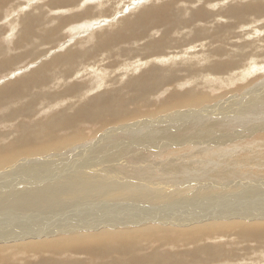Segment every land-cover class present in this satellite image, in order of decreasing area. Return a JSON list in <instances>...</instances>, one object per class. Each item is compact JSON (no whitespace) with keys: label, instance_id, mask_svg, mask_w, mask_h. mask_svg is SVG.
<instances>
[{"label":"rangeland","instance_id":"rangeland-1","mask_svg":"<svg viewBox=\"0 0 264 264\" xmlns=\"http://www.w3.org/2000/svg\"><path fill=\"white\" fill-rule=\"evenodd\" d=\"M8 1L9 0H5L4 2L3 0H0V48L1 50H5L0 52V90L3 88L5 89V87H11L12 90H15L20 82H26L28 86L23 89V97L21 96L19 99H15L16 101L5 100L0 102V146L4 145L12 147V145H17L30 138L36 143L41 144L45 142L47 136H52V134L57 135L59 132V136L68 138V136L72 135L71 129L65 126L64 129L62 124L61 126L58 124L65 121L67 116L70 118L75 113L77 115L78 113L81 114L82 112L80 111L84 108L82 105L86 102L88 103V101L94 96H99V94L103 96L117 94V97L115 98L117 100L113 99L115 111L124 116H126L128 112L133 114L129 119L125 118L123 121L122 119L113 121L110 119L111 111L109 109L106 110L105 108V101H99L97 105L94 106L95 110L101 111L100 113H94V110H91L92 105L86 103L88 107L85 109L90 111L91 118H84V120L81 119L83 121H79L80 123L77 125L75 132L79 131L82 135L80 134L75 141L67 143V145L63 146L64 148L61 150L52 149L50 152L48 150V152L36 153V155L25 153L22 156L20 155L16 160L0 167V174L3 175V177L5 176V180L0 177V187H4L0 188V192L1 190H5V193L0 195V201L2 200L0 204L8 201L3 196L5 194H14L21 190H34L38 187L43 188L45 186H49L48 188L63 190L66 186L65 184L69 183L72 188V192L69 196H66L63 192L49 193L51 195H49L48 199L56 200L55 203L46 202L44 204L48 206L49 212L44 211V206L42 205L32 212H26L25 210L23 211L16 208L19 211V214L16 216L20 219L29 215L35 218L40 217L39 219L41 220L43 218H48V221L50 220V216H54V221L60 220L58 218L61 216V218L66 220V215L69 212L75 213L77 210L78 212L76 211L75 214L78 215L71 217L76 219L81 218L82 220L89 218L88 220H90L91 217L93 219L101 217V215L108 216L112 214L113 210L110 208V205L112 204L111 206H114L113 204H118L123 212H127L128 209L131 210L128 211L129 214H134V212L140 211L142 217L146 216L148 218L155 216L150 214L169 213L166 210L161 211L163 205L175 204V201H177L178 207H181L190 201L204 199L205 195L210 196L206 199H213V202H215V206L206 205V208L210 209L207 210L209 213H215L216 211L214 212L213 210H218L219 207H228V205H225V201L230 203L234 200L237 201L235 206H237L238 203H251L249 210L251 208L262 206L263 210L261 208V212H255L252 209L250 210V213H253V216L260 215L264 212V187L263 185H257L259 180H264V119L262 118L263 116L260 117L261 119L255 118V120L253 118L259 116V113L258 115H250V113L248 114L245 112L244 118H241L242 114H240L241 116H234V114L244 109L242 103L243 100L250 104L251 99L256 102V100H261L262 97L264 98V83H262L264 82V13H260L256 9L252 10L246 8L247 6L252 5L264 6V0H190L189 3H184L183 0H109L108 2L105 0L104 6H102V0V3L100 0H79L78 3H75L77 5L74 4L75 6L73 4H64L61 0H55L58 2V5L53 0ZM3 6L6 8L4 9ZM7 6L10 12L7 11ZM148 6H150V8L156 7L159 10L160 7L167 6L168 11L173 13V18H171L172 21L169 22V16L167 15V18L163 22L157 23L156 20V22H152L146 30L141 31L143 33L140 32L142 37H135L136 34L133 36L134 32L129 31L132 33L130 35L125 29L127 21L139 17L144 9H149ZM236 6H241L239 7L241 12V16L239 17L243 16V18L247 20V23H244L246 21L238 22L239 20H237L232 14H224V11H228L230 10L229 8H234ZM200 12L202 14H200ZM30 15H32V17L34 16V18L32 19ZM28 16L31 19L29 20L30 22L27 20L29 23L28 26H31L32 29L29 30L31 33L29 31L25 32L23 26H20L22 20H25L22 22V25H24L23 23L26 22V17L29 19ZM195 17L197 18L195 19ZM182 19H187V22L182 23ZM30 23H32V25ZM69 24L71 27H75L77 24L80 26H77L79 28H71L67 26ZM82 25H84V27L81 28ZM169 25L171 28H168ZM233 25H236L237 28L231 30L234 32L232 34H230L228 30L223 31L218 27L224 26L225 28H228ZM199 27H203L204 29V33L200 37V39H203L195 40L194 35ZM167 29H170V31L164 34ZM138 31L139 29L136 30V33H138ZM123 32L126 36L128 35L127 37L125 36V38L129 40H117L116 37ZM163 36L165 37L163 38ZM155 41L157 44L161 41L166 43L164 45L166 47L163 48V51L158 46L149 48V45ZM205 41L207 48L203 47ZM112 42H114V44H112ZM147 43H149V45ZM189 44L198 45L197 48L193 49L188 46ZM168 47H171V49ZM214 48L218 49L212 52ZM185 50H192V52L190 51L189 53H186ZM65 51H67V53ZM255 51L257 52L255 53ZM75 52L82 53V56L74 61L71 57H73V53ZM166 52L169 55H167ZM1 54H4L5 56ZM65 55H67L68 58L65 59ZM205 55H208L207 60ZM186 57L192 61L186 60ZM167 58L169 62L166 61ZM175 58H177L176 62L173 61ZM53 59L56 60L53 61ZM48 61H50V64L47 63ZM186 61H188L189 64L192 62V70L188 72L181 67L182 65H185ZM174 62L176 64L175 66ZM209 63H212L216 67L213 68V70L209 69ZM195 66L197 69H195ZM67 68L68 72L64 73L63 71ZM145 70L148 71L147 75L151 76L153 73L157 80L151 82V79H149L148 87L145 89L146 93L149 94L146 99H138L136 97V95H138L137 92L133 88H130L129 82L133 77H139ZM41 74H43L42 76H45L42 77ZM78 74L79 76H77ZM235 78L241 79L236 80ZM37 79H39L40 82H37ZM32 80L35 81L32 82ZM160 80L162 82L158 83ZM257 87L259 88L257 89ZM253 88L257 89L255 93L252 92ZM3 93L6 92H0V98ZM177 95L181 96L180 100H189L187 104L173 107V110L169 112H159L162 111L166 105H172L173 102H166H169L173 96ZM199 98H203V100L199 101ZM237 98L238 102H235ZM233 106L235 108H233ZM237 106L238 108H236ZM205 108L208 110L215 109L213 112L214 115H212L211 112H205L206 110L204 112L201 110ZM18 111L19 113H17ZM25 111H27V113ZM189 111L196 112L191 114L190 118L197 117V120H203V117L209 118L210 120L225 118L227 121L228 119L230 120V118L233 120L237 118L236 120H238V122L226 125L224 126L225 131H220L221 133L219 134L223 133V135L228 136L222 141V143H218L220 138L216 140L217 143L212 142L214 141V138H217L212 135L211 140H207L201 144L196 143L195 145L190 143L188 140L189 138H185V140H182L183 142L181 141L185 136L188 137L192 134H184L185 128L179 129L178 123H176L179 122L180 125L189 118L187 116L190 114ZM177 113L178 115H175ZM55 119H57V121H55ZM99 120L103 121V123H100ZM44 122L45 124L43 125ZM202 122L207 124L205 120ZM51 123L53 125H51ZM22 127H25L24 130H22ZM51 127L54 130H57V128L59 129L58 131H54L51 130ZM32 128H34V131ZM29 129H32V133ZM131 129L138 131L137 133L140 135L137 134L135 136H130L129 132ZM211 129H213L212 133H215L216 127L211 126ZM198 130L199 127L194 129L196 132H198ZM150 131H153V133H150ZM171 134H177L179 137H168ZM138 135L140 138L139 140L135 139ZM28 136L31 137L29 138ZM38 137H41V140ZM205 137V139H199L204 141L210 138L209 135H205ZM168 139L171 141L167 143ZM206 146L208 147V150L206 149ZM119 148H121V150ZM0 150V152L7 151L5 149ZM146 153H149V157L143 156ZM116 154H119V156L117 157ZM106 155L107 160H109L108 162H105L104 157H106ZM243 157L248 160L241 165ZM141 158H143L142 161ZM235 159L236 161L238 160V172L241 171L242 174L245 173L246 175L244 178H240L242 177L241 175H233L226 180L227 183L226 181H220V176H216L217 179L209 178L207 174H209L211 169L209 171L203 169L206 168L205 166L211 167V165H213L214 167L216 166L214 164H218L219 166L217 165V167L213 169L214 172L224 163L234 161ZM206 161H209V164H207ZM249 161L251 163H248ZM177 162L179 164L186 163L193 165L192 167H196L198 164L202 165V167L196 168H200L202 171L201 173H206L204 176L201 173H196L195 175H198L197 178H190L189 181L183 179L185 176H172L173 174H169L168 177L172 181H167L165 179L161 180L160 175H162V173L158 169H161L162 166L165 167L169 165L170 169H173L177 167ZM14 165L21 168V170L23 168L24 170L29 169V172L31 173L24 177H21L20 175L17 176L15 171L4 174L6 171H9L12 166L15 167ZM102 166H109V168L102 170ZM234 166L236 167V165ZM4 168L6 170H2ZM35 169H37L35 173L46 175L48 178H43L45 179L43 180L40 178V175H31ZM59 170L63 172L60 171V173ZM81 171L83 174L80 173ZM106 171H108L109 174L107 177H104L105 179L103 178L105 181L102 183V172ZM141 171L143 172L141 173ZM248 171H250L251 174L247 173ZM22 173L24 174V172ZM129 173L131 175H129ZM146 173H148L150 177L143 175ZM223 173L224 171L219 175H222ZM57 177L58 179L56 180ZM75 179H85L91 183L101 181V183L105 185V188L103 189L102 194H96L93 190H90V192L82 191L80 188L72 185L71 181ZM176 179L178 181H176ZM79 181L85 182L84 180ZM136 184L140 186L137 187ZM248 185L253 187H247ZM62 186L63 189L61 188ZM89 187L90 186L87 185V188ZM244 187L247 188L246 191L242 192V195H237V193L242 191ZM256 189H258V192L251 194L255 192ZM207 190L208 192H206ZM84 194H87L88 196H85ZM222 196L223 199L226 200H223ZM179 197H183V199L179 200ZM174 199L175 201H173ZM8 207L9 206H6L3 207L2 210L0 209V213H3ZM78 207L80 208L78 209ZM189 207L190 208H187L184 211L188 213H191L192 209L194 211L195 206ZM244 208L246 209L247 207L244 206ZM10 209L11 208L8 210ZM98 209L100 211L99 213ZM63 210H67V212ZM147 210H150V214L145 213ZM35 212L36 215H34ZM218 212L221 211L218 210ZM242 215L243 214L236 216L230 215L229 217V215L226 214L228 217L223 220L213 217L211 220L205 221L209 223H207V226L200 227V229L198 228L199 231L194 227L188 230L185 229L186 234L184 230L181 231V228L188 227L165 223L162 219L157 223H153L148 222L149 220L145 219L146 222L140 218V220L143 221L141 223H136L137 225H134L135 220L132 219L125 222L127 224H119L120 221L115 220V223L113 224L114 227H112L120 232L124 230L134 232L149 230L148 232H145L146 234L143 233L146 235L145 237L144 235L139 236L140 238L138 237L139 239L137 238L136 241H134L132 244L134 247L131 246L133 252L125 250L121 251L122 255L120 261H125L128 264H161L160 258L168 254V256L175 258V261H177L175 264H208L211 260L213 261L211 264H219L220 262V264H264V230L259 231V227H254L251 233L250 227H248L249 224L247 225L246 222H253V220H257L258 217H254L253 219ZM179 223L185 225L190 222L187 220H180ZM199 223L191 221V224ZM238 224L242 228H240ZM5 225L9 224L5 223ZM88 225H90V223ZM132 225L135 227H132ZM226 225H229L226 228L227 231L225 229ZM216 227L222 229V232ZM128 228L132 229L130 230ZM214 229H216V231ZM77 231L85 232L83 229H78ZM194 231H196L195 233L197 236ZM200 231H204L203 234ZM55 232H52L51 234H54ZM166 232L167 234H164ZM242 232H247L249 235L246 236L247 233L244 235ZM187 233L188 235H191L186 236ZM238 233L243 236L240 237L241 235ZM57 234L64 236L61 234V231ZM119 234L120 233H117V235ZM170 234L171 236H168ZM182 236L183 238L180 239L179 237ZM217 236H223V238L219 237L221 239L219 240ZM173 237H175V241L173 240ZM224 237H230L232 242L228 239L225 240ZM177 238L180 239L181 242L180 240L178 241ZM248 238H250V240ZM215 239H218L220 242L218 240L215 241ZM243 240H245V242ZM246 240L248 241L247 246ZM221 241L224 243L227 242L228 245L225 243L224 248V243ZM217 242L221 243L222 246L221 244H217ZM173 243L179 245L177 246ZM180 243L182 244L180 245ZM229 244L233 245V247ZM190 245L193 246L190 247ZM51 246L56 247L54 244ZM155 248L156 250H154ZM50 250V252H45L44 254L41 252L43 255H41V253L29 255L27 252L21 254L12 252L14 257L12 263H10L12 259L4 260V252H0V264H36L37 262V264H48L47 262H49V264H59L61 262H64V264H81L80 262H82V264H113L115 261V254L108 257H98L90 251H85V249H81L82 251H76L73 248L71 249V247H68L67 251L66 249L62 250V252H58V250L56 251L55 249ZM216 250L217 252H215ZM150 252H157L158 254H152L151 256ZM202 252L205 253V255ZM212 252H214V254ZM228 252H230V254ZM146 253L147 255H145ZM129 256L130 258H128ZM221 256L222 258H220ZM72 258L74 261L70 260ZM135 258L137 260L135 263H129ZM183 258L184 260H182ZM45 259L47 260L44 262ZM232 260L234 263L231 262Z\"/></svg>","mask_w":264,"mask_h":264},{"label":"bare ground","instance_id":"bare-ground-1","mask_svg":"<svg viewBox=\"0 0 264 264\" xmlns=\"http://www.w3.org/2000/svg\"><path fill=\"white\" fill-rule=\"evenodd\" d=\"M4 2H5V0H3ZM7 1V0H6ZM10 1V0H9ZM8 1V2H9ZM53 1H55V0H53ZM56 1H58V0H56ZM55 1V2H56ZM64 4H67V5H74L75 3H78V1L79 0H61ZM86 1V0H85ZM84 1V2H85ZM90 1V0H89ZM92 1V0H91ZM99 1V0H98ZM103 1V5L102 6H104L105 5V0H102ZM109 0H107V2H108ZM144 1V0H143ZM179 1V0H178ZM184 1V3H189L190 2V0H183ZM18 2H19V0H18ZM52 2V1H51ZM100 2H101V0H100ZM140 2V1H139ZM29 3V2H28ZM57 3V5H58V2H56ZM102 3V2H101ZM27 4V3H26ZM100 4V3H99ZM1 5V4H0ZM31 5V4H30ZM51 5V4H50ZM54 5V4H53ZM75 5H77V4H75ZM74 5V6H75ZM143 6H144V4H143ZM2 7V6H1ZM4 7V9L6 8L5 6H3ZM19 7V6H18ZM145 7V6H144ZM147 7V6H146ZM149 7V9H144V11L143 12H139L140 13V15H139V17H137V18H135V19H133V20H129V21H127V23H126V32H128V33H130L129 31H131V32H134L133 33V36H134V34H136L135 35V37H142V35H140L142 32L141 31H144V30H146L147 29V27L149 26V25H151V23L152 22H156V20H157V23H160V22H163L166 18H167V15L169 16V22H171L172 21V19L171 18H173V13H171L170 11H168V7L166 8V7H160V10L158 9V8H156V7H153V8H150V6H148ZM237 7V6H236ZM234 7V8H229L230 10H228V11H224V14H232V15H234L235 16V18L237 19V20H239L238 22H241V21H246V22H244V23H247V20H245L244 18H243V16L242 17H239V16H241V12H240V8L239 7H241V6H239V7ZM247 9H252V10H254V9H256L258 12H260V13H264V6L263 5H260V6H256V5H252V6H247L246 7ZM7 9H8V6H7ZM11 9V8H10ZM14 9V8H13ZM72 9V8H71ZM12 10V9H11ZM69 10H70V8H69ZM68 10V11H69ZM173 10V9H172ZM7 11H9V9L7 10ZM55 11V10H54ZM174 11V10H173ZM10 12V11H9ZM66 12V11H65ZM234 13V14H233ZM10 14V13H9ZM67 14V13H66ZM123 14V13H122ZM200 14H202L201 12H200ZM23 15V14H22ZM31 17H32V15H30ZM77 16H78V14H77ZM29 17V16H28ZM214 17V16H213ZM23 18V17H22ZM21 18V19H22ZM34 18V16L32 17V19ZM35 18H37V17H35ZM197 17H195V19H196ZM18 19V18H17ZM24 19V18H23ZM69 19V18H68ZM77 19V18H76ZM27 20H28V22H30L29 20H31L30 19V17H29V19L26 17V22H27ZM250 20V19H249ZM25 20H22V22H24ZM69 21V20H68ZM111 21V20H110ZM22 22H21V25L20 26H23V28H24V30H25V32H27V31H29L30 29H31V26L29 27L28 25H29V23L27 22V24H26V22L25 23H23L24 25H22ZM37 22V21H36ZM181 22L182 23H185V22H187V19L186 20H184V19H182L181 20ZM248 22H250V21H248ZM18 24V23H17ZM31 25H32V23H30ZM251 24H252V22H251ZM12 25V24H11ZM15 25V24H14ZM76 25V24H75ZM34 26V25H33ZM68 27H71V25L69 24V25H67ZM77 26H80V25H76L75 27H71V28H79V27H77ZM15 27V26H14ZM82 27H84V25H82L81 26V28ZM219 27V29H221V30H223V31H227L228 30V32L230 33V34H232V33H234L233 31H231V30H233L234 28H237L236 27V25H233V26H229L228 28H225L224 26H218ZM33 28V27H32ZM168 28H171L170 27V25L168 26ZM84 29V28H83ZM137 29H139V31H138V33H136V30ZM32 30V29H31ZM72 30H74V29H72ZM124 30V29H123ZM170 31V29H167L165 32H164V34L165 33H168ZM30 33H31V31H29ZM120 32V31H119ZM141 32V33H140ZM24 33V32H23ZM204 33V29H203V27H199L198 28V30H196V34L194 35V39L195 40H199L200 39V37H201V35ZM132 33H130V35H131ZM143 34V33H142ZM47 35H49V34H47ZM156 35V34H155ZM160 35V34H159ZM125 36H126V34L123 32L121 35H118V37H116L117 38V40H122V39H124V40H129V39H126L125 38ZM128 36V35H127ZM126 36V37H127ZM262 36V35H261ZM113 37V36H112ZM158 37V36H157ZM165 36H163V38H164ZM114 38V37H113ZM130 38V37H129ZM131 38H132V36H131ZM261 38V37H260ZM141 39V38H140ZM166 39V38H165ZM168 39H169V37H168ZM203 39V38H202ZM202 39H200V40H202ZM132 40V39H131ZM137 40V39H136ZM161 40V39H160ZM159 40V41H160ZM162 40H164V39H162ZM167 40V39H166ZM108 42V41H107ZM115 42V41H114ZM114 42H112V44H114ZM168 42V41H167ZM209 42V41H208ZM9 43V42H8ZM102 43V42H101ZM148 45H149V43H147ZM166 43L165 42H159V44H157L156 43V41L154 42V43H151L150 45H149V48H152V47H154V46H158V47H160L161 49H162V51H163V48H165L166 46H164ZM62 45V44H61ZM103 45H104V43H103ZM147 45V46H148ZM197 45L198 44H189L188 46H190V48H197ZM257 45V44H256ZM1 46H3V45H1ZM146 46V47H147ZM259 46V45H258ZM257 46V47H258ZM5 47V46H4ZM172 47V46H171ZM171 47L169 48V49H171ZM203 47H205V48H207V45H206V41H205V45L203 46ZM67 48V47H66ZM148 48V47H147ZM146 48V49H147ZM145 49V48H144ZM167 49V48H166ZM169 49H167V50H169ZM218 48H214L213 49V51L212 52H214V51H216ZM165 50V49H164ZM242 50V49H241ZM2 51H5L4 49H2L1 50V48H0V52H2ZM170 51V50H169ZM169 51H167V52H169ZM186 51V53H189L190 51L192 52V50H185ZM36 52H38V51H36ZM66 53H67V51H65ZM165 52V51H164ZM166 52V54L167 55H169L168 53ZM171 52V51H170ZM257 51H255V53H256ZM65 53V54H66ZM259 53V52H258ZM1 55H3V56H5L4 54H1ZM56 55H59V54H56ZM171 55V54H170ZM185 55V54H184ZM66 57H65V59L66 58H68V56L67 55H65ZM82 56V53H80V52H75V53H73V57H71V58H73L74 59V61L75 60H78L80 57ZM243 56H245V55H243ZM1 57V56H0ZM60 57V56H59ZM167 57H169V56H167ZM175 57V56H174ZM177 57V56H176ZM190 57V56H189ZM188 57V58H189ZM205 57H206V60L208 59V55H205ZM3 58V57H2ZM14 58V57H13ZM166 58V57H165ZM164 58V59H165ZM172 58V57H171ZM170 58V59H171ZM173 59V58H172ZM176 59L177 58H175V60H173V61H175L176 62ZM183 59V58H182ZM52 60V59H51ZM54 60H56V59H53V61ZM179 60V59H178ZM185 60V59H184ZM186 60H190V59H187V57H186ZM166 61L167 62H169V60H168V58L166 59ZM188 61H186L185 62V65H182L181 67H182V69L183 70H185V71H190V70H192V65H191V63L189 64L188 63ZM190 61H192V60H190ZM5 62V61H4ZM50 61H48L47 63L48 64H50L49 63ZM165 62V61H164ZM175 62H174V66L176 65L175 64ZM52 63V62H51ZM75 63V62H74ZM74 63H72V64H74ZM71 64V65H72ZM47 65V64H46ZM60 65V64H59ZM68 65V64H67ZM178 65V64H177ZM51 66H53V65H51ZM62 66V65H61ZM64 66V65H63ZM38 67V66H37ZM41 67H42V65H41ZM70 67V66H69ZM68 67V68H69ZM72 67H74V66H72ZM216 66L215 65H213L212 63H209V65H208V68L209 69H211V70H213V68H215ZM43 68V67H42ZM45 68V67H44ZM49 68V67H48ZM52 68V67H51ZM60 68V67H59ZM68 68L67 69H65L63 72L64 73H67L68 72ZM39 69V68H38ZM45 69H47V68H45ZM70 69V68H69ZM179 69V68H178ZM178 69H176V70H178ZM195 69H197L196 68V66H195ZM1 70H3V69H1ZM146 71V70H145ZM144 71V73H141V75L139 76V77H137V78H132V80H130V82H129V85H130V88H133L136 92H137V94L138 95H136V97L138 98V99H142V98H145L146 99V97H147V95L149 94V93H146V88L148 87V81H149V79H151V82H154V80H157V78H156V76L152 73L151 74V76L150 75H147V72L148 71H146L145 72ZM44 72V71H43ZM46 72V71H45ZM79 72V71H78ZM36 73H38V72H36ZM71 73V72H70ZM76 73V72H75ZM190 73V72H189ZM239 73V72H238ZM45 74V73H44ZM43 74H41V76H42ZM191 75V74H190ZM194 75V74H193ZM38 76V75H37ZM40 76V77H41ZM45 76V75H44ZM44 76H42V77H44ZM48 76V75H47ZM77 76H79V74L77 75ZM137 76V75H136ZM28 78V77H27ZM237 78V77H236ZM235 78V79H236ZM34 79H36V78H34ZM241 78H239V79H236V80H240ZM38 81L37 82H40L39 81V79H37ZM43 80V79H42ZM232 80V79H231ZM230 80V81H231ZM234 80V79H233ZM33 81H35V80H32V82ZM44 81V80H43ZM36 82V83H37ZM162 81L160 80V82H158V83H161ZM234 83V82H233ZM262 83H264V82H262ZM28 86V84L26 83V82H20L19 84H18V86L15 88V90H12L11 89V87H5V89L3 88V89H1L0 90V92H6V93H3L2 94V96H1V98H0V102H2V101H5V100H14V101H16L15 99H19L21 96L23 97V94H24V92H23V89L25 88V87H27ZM257 86V85H256ZM260 86V85H259ZM262 87V86H261ZM259 87H257V89H258ZM71 89V88H70ZM76 89V88H75ZM256 88H253L252 89V92L253 93H255L256 92V90H257ZM72 90V89H71ZM251 91V90H250ZM249 91V92H250ZM23 92V93H22ZM251 93V92H250ZM264 93V92H263ZM260 95H262L261 93H259ZM117 94H112V95H109V96H103V95H100L99 94V96H94L90 101H88V105H92L91 106V110H94V113L96 112H98V113H100L101 111L100 110H95L94 109V106H96L97 105V103L99 102V101H105V108H106V110H110L111 111V117H110V119H112L113 121H117V120H120V119H122V121L123 120H125V118H127V119H129L131 116H132V114L133 113H130V112H128L127 113V115L126 116H124L123 114H120V113H118V112H116L115 111V109H114V107H115V104H114V100L113 99H115L117 96H116ZM244 96V95H243ZM263 96H264V94H263ZM237 97V96H236ZM33 98V97H32ZM31 98V99H32ZM104 98V99H103ZM180 98H181V96H179V95H177V96H173L171 99H170V101L169 102H166V103H172L173 102V104H174V106H173V104L172 105H166V107L163 109V108H161V109H163L162 111H159V112H164V111H167V112H169V111H172L173 110V107H176V106H181V105H183V104H187V102L189 101V100H187V99H181L180 100ZM207 98V97H206ZM244 98V97H243ZM31 99H30V101H31ZM103 99V100H102ZM115 100H117V99H115ZM203 100V98H199V101H202ZM235 100V99H234ZM252 100V101H251ZM250 100V104H248L246 101H242V103H243V106H244V109H242V111H240V112H238V113H236V114H234V116L235 115H240V114H242V116H241V118H244V116H245V112L246 113H250V115H258V113H259V116H256V117H253L254 119L256 118H260L261 116H263L262 118L264 119V98L262 97V99L261 100H256V102H254L253 101V99H251ZM8 102V101H7ZM235 102H238V98L235 100ZM11 103V102H10ZM28 103H29V101H28ZM86 103H84L83 105H82V107H84V108H82L81 109V111L80 112H82L81 114L80 113H78V115L75 113L73 116H71L70 118H68L69 116H67V118H66V120L65 121H63V122H61L60 124H58L59 126H61V124H62V126H63V128H64V126L65 127H67V128H70L71 129V133H72V135H70V136H68V138H65L64 136H59V133H57V135H53L52 134V136L50 135L49 137L47 136V139L45 140V142L44 143H36L35 141H33L29 136V140H25L24 142H20L19 144H17V145H12V147H7V146H0V149H5V150H7V151H5V152H0V167H3V166H5L6 164H8V163H10V162H12V161H14V160H16L20 155L22 156L23 154H25V153H28V154H30V155H33V154H35L36 155V153H45V152H48V150H49V152H50V150H54V149H57V150H61V149H63L64 147L63 146H66L67 145V143H69V142H71V141H75L76 139H77V137L81 134L82 135V133H80L79 131H76L75 132V130H76V128H77V125L80 123L79 121H83L84 120V118L85 119H87V118H91V115H90V111L89 110H87V109H85L86 107H88V105L86 104ZM102 106V105H101ZM118 106V105H117ZM121 106V105H120ZM234 106H235V104H234ZM233 106V108H235ZM21 107V106H20ZM126 107H128V106H126ZM241 107V106H240ZM17 108V107H16ZM28 108H30V107H28ZM224 108H227V107H224ZM236 108H238V106L236 107ZM251 108V109H250ZM18 109V108H17ZM27 109V108H26ZM127 109V108H126ZM126 109H125V111H126ZM134 110V109H133ZM201 110H203V112L205 111V112H211V114L212 115H214L213 114V112H214V110L215 109H201ZM200 110V111H201ZM229 110V109H228ZM259 110V111H258ZM79 111V110H78ZM229 111H231V110H229ZM228 111V112H229ZM235 111V110H234ZM23 112V111H22ZM26 113H27V111H25ZM93 112V111H92ZM123 112V111H122ZM138 112H140V111H138ZM190 112V111H189ZM199 112V111H198ZM218 112V111H217ZM222 112V111H221ZM17 113H19V111L17 112ZM21 113V112H20ZM103 113H104V111H103ZM158 113V112H157ZM157 113H154V114H157ZM194 113H196V112H190V114L189 115H187L189 118H187L184 122H182V124H180L179 125V122H176V123H178V128L179 129H182V128H185V131H184V134H189V133H191L192 135H190V136H188V137H184L183 139H181V141L182 140H185V138H189L188 140L190 141V143H193V144H195L196 145V143H198V144H201V143H203V142H205V141H209V140H211V138H212V135L214 136V137H217V138H214L213 140L214 141H212V142H214V143H217V139H219L220 138V140H219V142L218 143H222V141L223 140H225V138L226 137H228L227 135H223V133L222 134H219V133H221V132H223V131H225V128H224V126H226V125H229V124H234V123H236V122H238V120H233L232 118H230V120L228 119V121L224 118V119H217V120H210L209 118H206V117H203V120H205V122L207 123V124H205V123H203L202 121L203 120H197L198 118L197 117H192V118H190L191 117V114H194ZM227 113V112H226ZM232 113H233V111H232ZM231 113V114H232ZM29 114V113H28ZM223 114H224V112H223ZM222 114V115H223ZM139 115V114H138ZM175 115H178V113L177 114H175ZM209 115V114H208ZM88 116H90V117H88ZM129 116V117H128ZM137 116V115H136ZM141 116V115H140ZM233 116V117H234ZM56 117H58V116H56ZM61 117V116H60ZM66 117V116H65ZM174 117V116H173ZM179 117V116H178ZM237 117V116H236ZM52 118V117H51ZM93 118V117H92ZM96 118V117H95ZM94 118V119H95ZM97 118H99V117H97ZM235 118V117H234ZM81 119H83V120H81ZM106 119V118H105ZM176 119V118H175ZM185 119V118H184ZM201 119V118H200ZM232 119V120H231ZM239 119V118H238ZM251 119V118H250ZM255 119V120H256ZM261 119V118H260ZM259 119V120H260ZM64 120V119H63ZM96 120V119H95ZM94 120V121H95ZM101 120V119H100ZM99 120V121H100ZM156 120V119H155ZM189 120V121H188ZM241 120V119H240ZM55 121H57V119H55ZM59 121V120H58ZM61 121V120H60ZM93 121V120H92ZM178 121H180V120H178ZM242 121H243V119H242ZM247 121V120H246ZM105 122V121H104ZM258 122V121H257ZM100 123H103V121H100ZM175 123V124H176ZM42 124V123H41ZM41 124H39V125H41ZM45 124V122L43 123V125ZM105 124H107V123H105ZM174 124V123H173ZM243 124V123H242ZM42 125V126H43ZM51 125H53L52 123H51ZM19 126H21V125H19ZM27 126V125H26ZM25 126V127H26ZM41 126V127H42ZM50 126V125H49ZM211 126H215L216 127V130H217V132H216V130H215V133H212V131H213V129H211ZM240 126V125H239ZM264 126V125H263ZM24 127V128H25ZM44 127V126H43ZM54 128H56L55 126H53ZM196 127H199V130H198V132H196V131H194V129L196 128ZM250 127V126H249ZM24 128L22 127V130H24ZM27 128V127H26ZM31 128V127H30ZM46 128H47V125H46ZM20 129H21V127H20ZM33 129V131H34V128H32ZM32 129L30 130L31 131V133H32ZM58 129L59 128H57V130L56 131H58ZM62 129V128H61ZM65 129V128H64ZM133 129H135V128H133ZM172 129V128H171ZM36 130V129H35ZM39 130V129H38ZM41 130V129H40ZM50 130V129H49ZM51 130H54V129H52V127H51ZM54 130V131H55ZM156 130V129H155ZM251 130V129H250ZM19 131V130H18ZM48 131V130H47ZM149 131V130H148ZM158 131V130H157ZM221 131V132H220ZM20 132V131H19ZM26 132V131H25ZM52 132V131H51ZM51 132H49V133H51ZM138 131H134V130H130V132H129V134H130V136H135V135H137V134H139V133H137ZM160 132V131H159ZM34 133V132H33ZM47 133V132H46ZM53 133V132H52ZM150 133H153V131H150ZM155 133V132H154ZM193 133H194V136H193ZM22 134V133H21ZM27 134V133H26ZM161 134V133H160ZM24 135V134H23ZM35 135H37V134H35ZM140 135V134H139ZM139 135L135 138V139H137V140H139L140 138H139ZM155 135V134H154ZM205 135H209L210 136V138L209 139H206V140H204V141H202L201 139H205L206 137H205ZM21 136V135H20ZM40 136V135H39ZM42 136V135H41ZM170 136H173V137H177L178 135L177 134H171V135H169L168 137H170ZM19 137V136H18ZM140 137H142V136H140ZM167 137V136H166ZM179 137V136H178ZM38 138H40V140H41V137H38ZM157 138V137H156ZM160 138V137H159ZM199 138H201V139H199ZM235 138V137H234ZM24 139H26V138H24ZM176 139V138H175ZM134 140V139H133ZM147 140V139H146ZM158 140H160V139H158ZM169 141H171L170 139H168V141H167V143L169 142ZM41 142V141H40ZM102 142V141H101ZM146 142V141H145ZM183 142V141H182ZM182 142H181V144H182ZM186 142H188V141H186ZM200 142V143H199ZM17 143V142H16ZM31 143V144H30ZM105 143V142H104ZM103 143V144H104ZM102 144V143H101ZM96 147V146H95ZM147 148V147H146ZM208 147L206 146V149H207ZM74 149V148H73ZM72 149V150H73ZM89 149H91V148H89ZM120 150H121V148H119ZM118 149V150H119ZM159 149V148H158ZM237 149V148H236ZM201 150V149H200ZM203 150V149H202ZM208 150V149H207ZM234 150V149H233ZM1 151V150H0ZM91 151V150H90ZM176 151H179V150H176ZM197 151H199V150H197ZM196 151V152H197ZM205 151V150H204ZM224 151V150H223ZM75 152H76V150H75ZM118 152V151H117ZM234 152H236V151H234ZM151 153V152H150ZM198 153V152H197ZM207 153H209V152H207ZM27 154V155H28ZM51 154V153H50ZM153 154V153H152ZM213 154H216V153H213ZM220 154V153H219ZM123 155V154H122ZM140 155V154H139ZM156 155V154H155ZM210 155H211V152H210ZM110 156V155H109ZM116 156L118 157L119 156V154H116ZM143 156H148L149 157V153H146V154H144ZM81 157V156H80ZM100 157V156H99ZM116 157V158H117ZM220 157V156H219ZM221 157H223V156H221ZM96 158V157H95ZM102 158V157H101ZM105 158V162H108L109 160H107V155H106V157H104ZM193 158V157H192ZM191 158V159H192ZM97 159V158H96ZM148 159V158H147ZM173 159V158H172ZM234 159V158H233ZM143 160V158H141V161ZM219 160V159H218ZM246 160H248V159H246L245 157H243V161H242V164L241 165H243L245 162H246ZM80 161V160H79ZM146 161V160H145ZM228 161V160H227ZM238 161V160H237ZM237 161H236V159L234 160V161H231V162H227V163H224L223 164V162H222V164L223 165H221V167H219V168H217L214 172H213V169H215L216 167H217V165L218 164H214V165H216V166H214L213 167V165H211V167H207V166H205L206 168H203L204 170L205 169H207V171H209L210 169H211V171H209V174H207L208 175V177L209 178H212V179H217L216 178V176H220L219 177V180L220 181H226L229 177H232L233 175H235V176H239V175H241L242 177H240V178H244L246 175H245V173H243L242 174V172L241 171H239L238 172V170H239V168H238V164H237ZM27 162V161H26ZM84 162V161H83ZM168 162H170V161H168ZM167 162V163H168ZM175 162V161H174ZM186 162H189V161H186ZM209 161H206V163L207 164H209L208 163ZM171 163V162H170ZM178 163V162H177ZM197 163V162H196ZM215 163H217V162H215ZM248 163H251L250 161L248 162ZM76 164V163H75ZM172 164V163H171ZM192 164V163H191ZM201 164V163H200ZM16 165H19V164H16ZM71 165V164H70ZM92 165H94V164H92ZM100 165V164H99ZM137 165V164H136ZM175 165V164H174ZM234 165H236V167L234 166ZM15 166V165H14ZM26 166V165H25ZM27 166H29V165H27ZM88 166V165H87ZM98 166V165H97ZM165 166V165H164ZM170 166V165H169ZM169 166H165V167H161V169H158L161 173H162V175H160V179L161 180H167V181H172L170 178H168L169 177V174H173L172 176H185L183 179L184 180H187V181H189V179L190 178H197V176L198 175H195L196 173H201L202 171L200 170V168H196V167H202V165H197L196 167H192L193 165H189V164H186V163H181V164H179L178 163V165H177V167H175V168H173V169H170V167ZM219 166V165H218ZM114 167V166H113ZM234 167H235V171H234ZM10 168V167H9ZM74 168V167H73ZM83 168H86V167H83ZM109 168V166L108 167H105V166H102L101 167V169L102 170H106V169H108ZM115 168V167H114ZM146 168V167H145ZM221 168V169H220ZM80 169V168H79ZM116 169V168H115ZM148 169V168H147ZM202 169V170H203ZM2 170H6L5 168L4 169H2ZM37 169H35L33 172H32V174L31 175H40V178L41 179H43V178H48L46 175H41V174H37V173H35V171H36ZM56 170V169H55ZM81 170V169H80ZM111 170V169H110ZM109 170V171H110ZM131 170V169H130ZM144 170V169H143ZM165 170V171H164ZM222 171H224V173L222 174V175H219V174H221V172ZM16 172V175L17 176H21V177H24V176H27V175H29L31 172H29V169H26V170H24V168L21 170V168H18V167H11V169H9V171H6V173H4V174H7L8 172L9 173H11V172ZM58 171V170H57ZM61 170H59V172H60ZM93 171V170H92ZM95 171V170H94ZM113 171V170H112ZM251 171H252V169H251ZM4 172V171H3ZM22 172H24V174L22 173ZM58 172V173H59ZM61 172H63V171H61ZM60 172V173H61ZM73 172V171H72ZM76 172V171H75ZM98 172V171H97ZM136 172V171H135ZM143 171H141V173H142ZM151 172H152V170H151ZM204 172V171H203ZM231 172V173H230ZM20 173H22V174H20ZM69 173H70V171H69ZM81 174H83L82 173V171L80 172ZM138 173V172H137ZM206 173V172H205ZM205 173H201L203 176H204V174ZM247 173H249V174H251L250 173V171H248ZM63 174V173H62ZM79 174V173H78ZM95 174V173H94ZM101 174V173H100ZM108 171H106V172H102V177H101V181H102V183L105 181V180H103V178L106 176H108ZM133 174V173H132ZM55 175V174H54ZM61 175V174H60ZM93 175V174H92ZM129 175H131L130 173H129ZM144 176H149L150 177V175L148 174V173H146V174H143ZM84 176H85V174H84ZM94 176V175H93ZM98 176V175H97ZM0 177H1V179H3V180H5V176L3 177V175H1L0 174ZM31 177V176H30ZM53 177H55V176H53ZM52 177V178H53ZM60 177V176H59ZM91 177V176H90ZM138 177V176H137ZM37 178V177H36ZM100 178V177H99ZM224 178V179H223ZM28 179V178H27ZM32 179V178H31ZM40 179V180H41ZM58 179V177L56 178V180ZM90 179V178H89ZM105 179V178H104ZM43 180H45V179H43ZM49 180V179H48ZM79 180H84L85 182H83V181H79ZM88 180V179H87ZM20 181V180H19ZM33 181V180H32ZM101 181H98L97 183H91V182H89V181H86L85 179H75V180H73V181H71V183H72V185L73 186H75V187H77V188H80L82 191H88V192H90V190H93L96 194H102V191H103V189L105 188L104 186V184H102L101 183ZM158 181V180H157ZM176 181H178L177 179H176ZM262 180H259L258 182H257V185H263V187H264V180L261 182ZM21 182V181H20ZM44 182V181H43ZM161 182V181H160ZM227 182V181H226ZM237 182H238V180H237ZM228 183V182H227ZM55 184V183H54ZM214 184V183H213ZM10 185V184H9ZM27 185H28V183H27ZM30 185V184H29ZM32 185V184H31ZM56 185V184H55ZM62 185V184H61ZM66 186H65V188L63 189V186L61 187L63 190H57V189H53V188H48V187H46L45 185V187H43V188H36V189H34V190H21L20 192H18V193H14V194H5V195H3L4 196V198L6 199V200H8V201H5V202H3V204H0V209L2 210V208L3 207H6V206H9L5 211H3V213H0V252H4L3 253V259L4 260H8V259H12V261L10 262V263H12L13 262V255H12V252H15V253H19V254H21V253H24V252H27V254H29V255H35V254H40L41 252L44 254L45 252L46 253H48V252H50L51 250L50 249H55L56 251L58 250V252L59 251H61L62 252V250H65L66 249V251H67V248L68 247H71V249L73 248L74 250H76V251H82L81 249H85V251H90L91 253H94L95 255H97L98 257H100V256H105V257H108V256H110V255H112V254H115V257H114V259H115V261H114V263L113 264H128L127 262H121L120 261V259H121V255H122V250H125V251H128V252H133V248H131V246H132V244L134 243V241H136V239L139 237V236H143L144 235V237L146 236L145 234V232H148L149 230H144V231H140V232H134V231H117L116 229H113V224L115 223V220H117V221H120L119 222V224H121V223H125V222H128L130 219H132V220H135V222H134V225H137L136 223H141L143 220L144 221H146V220H149L148 222H153V223H157V222H159V220L160 219H162L163 221H165V223H169V224H178L179 226H184V227H188V228H181L182 230L181 231H185V229L186 230H188V229H191L192 227H194V228H196L197 230H198V228L200 229V227H203V226H207V223H209V222H205V221H207V220H211L213 217H217L218 219H224V218H226V217H228V216H226V214H228L229 215V217H230V215H241V214H243V215H245L247 218H253L254 219V217H258L257 218V220H253V222H246V224L248 225V227H250V231H251V233H252V231H253V228L254 227H259V231H263L264 230V224H263V222H264V212H262V214H258V215H256V216H253V213H250V210L252 209L253 211H255V212H261V208H262V210H263V207L262 206H260V207H256V208H251L250 210H249V206L251 205V203H238V205L237 206H235V204H237V201H232V202H230V203H227V201H225L226 202V204L225 205H228V207H219V211H221V212H218V210L217 209H215V210H213L215 213H209V212H207V210H210L209 208L207 209L206 208V205H214L215 206V202H213V199L212 200H209V198L208 199H206L207 197H210V196H206L205 195V197H204V199L202 198V199H196L195 201H190V202H188V203H186L185 205H183V206H181V207H178V204H177V201H175V199L173 200V201H175L176 203L175 204H166V205H163V207H162V209H161V211H168L169 213H161V214H150V210H147L145 213H148V214H150V215H155V216H151V217H142V215H141V213H140V211L139 212H134V214H129L128 213V211H131L130 209H128V211L127 212H123L122 210H121V207L117 204H113L114 206H111L110 205V208L113 210V213L112 214H110V215H108V216H102L101 215V217H96V218H93L92 219V217H91V219L90 220H88L89 218H87V219H81V218H79V219H76V218H73V217H71V216H77L75 213H76V211H75V213L74 212H69L67 215H66V220H64L63 218H61V216H60V218H58V219H60V220H55L54 221V216H50L49 217V221L47 220L48 218H43L42 220L41 219H39L40 217H32V216H26L25 218H18L16 215L17 214H19V211H18V209H16V208H19V210H25L26 212H32V211H35V210H37V208H39L41 205L42 206H44L43 207V210L44 211H46V212H49V210H48V206L47 205H44L46 202H53V203H55V201L56 200H53V199H48V197H49V195H51V194H49V193H54V192H63V193H65L66 194V196H69V194L72 192V188L70 187V185H69V183L68 184H65ZM87 185L88 186H90L89 188H87ZM202 185V184H201ZM221 185V184H220ZM51 186V185H50ZM56 186H58V185H56ZM72 186V187H73ZM136 186L137 187H139L140 185H137L136 184ZM213 186V185H212ZM15 187V186H14ZM69 187V188H68ZM107 187H109V186H107ZM247 187H253V186H247ZM258 187V186H257ZM262 187V186H261ZM0 188H4V187H0ZM29 188V187H28ZM118 188V187H117ZM213 188H214V186H213ZM23 189V188H22ZM100 189V190H99ZM208 189V188H207ZM225 189V188H224ZM246 189L247 188H243L242 189V191H239L238 193H237V195H242V192H245L246 191ZM262 189V188H261ZM203 190H205V189H203ZM211 190V189H210ZM249 190H250V188H249ZM248 190V191H249ZM252 190V189H251ZM5 190H1V192H0V195H2V194H4L5 192H4ZM227 191V190H226ZM230 191V190H229ZM255 191V190H254ZM263 191V190H262ZM202 192V191H201ZM206 192H208V190L206 191ZM252 192V191H251ZM256 192H258V189H256V191L255 192H253V193H251V194H254V193H256ZM7 193V192H6ZM13 193V192H12ZM85 193H87V192H85ZM226 193V192H225ZM85 196H88L87 194H84ZM203 195V194H202ZM226 195V194H225ZM245 195V194H244ZM93 196V195H92ZM204 196V195H203ZM216 196V195H215ZM242 198V197H241ZM77 199V198H76ZM181 199H183V197H179V200H181ZM220 199V198H219ZM222 199H223V196H222ZM87 200V199H86ZM178 200V201H179ZM209 200V201H208ZM216 200V199H215ZM218 200V199H217ZM223 200H226V199H223ZM2 201V200H1ZM0 201V202H1ZM75 201H77V200H75ZM96 201V200H95ZM87 202V201H86ZM103 202V201H102ZM239 202V201H238ZM245 202V201H244ZM248 202V201H247ZM79 203V202H78ZM82 203V202H81ZM106 203V202H105ZM224 203V202H223ZM259 203V202H258ZM66 204H69V203H66ZM191 204H195V205H191ZM196 204H198V205H196ZM255 204V203H254ZM234 205V206H233ZM257 205H259V204H257ZM81 206V205H80ZM83 206V205H82ZM189 206H195V209H194V211H193V209H192V211H191V213H188V212H186V211H184L185 209H187V208H190ZM220 206H222V205H220ZM244 206H246L247 208L245 209L244 208ZM253 206V205H252ZM72 207V206H71ZM85 207V206H84ZM9 208H11L10 210H8ZM80 207H78V209H79ZM88 208V207H87ZM217 208V207H216ZM220 208H221V210H220ZM55 209V208H54ZM77 209V208H76ZM90 209V208H89ZM75 210V209H74ZM83 210H84V208H83ZM85 210H86V208H85ZM92 210V209H91ZM180 210V211H179ZM191 210V209H190ZM63 211H65V212H67V210H63ZM62 211V212H63ZM69 211V210H68ZM87 211V210H86ZM56 212V211H55ZM78 212V211H77ZM90 212H92V211H90ZM100 211H99V209H98V213H99ZM182 212H184V213H182ZM39 213V212H38ZM195 213V214H194ZM224 213V214H223ZM24 214V213H23ZM27 214V213H26ZM32 214V213H31ZM82 214H83V212H82ZM88 214V213H87ZM101 214V213H100ZM214 214V215H213ZM250 214H252V215H250ZM34 215H36V212L34 213ZM38 215V214H37ZM213 215V216H212ZM242 215V216H243ZM16 217V218H15ZM56 217V216H55ZM57 217H58V215H57ZM94 217V216H93ZM232 217V216H231ZM239 217V216H238ZM84 218V217H83ZM86 218V217H85ZM140 218H142L143 220H140ZM245 218V217H244ZM146 219V220H145ZM215 219V218H214ZM213 219V220H214ZM241 219V218H240ZM243 219V218H242ZM8 220H11V221H8ZM188 221V222H190V223H188V224H185V225H181L180 223H179V221ZM226 220V219H225ZM80 221H81V224H80ZM162 221V222H163ZM191 221H196V222H201V223H199V224H191ZM229 221V220H228ZM67 222V223H66ZM90 223V225H88L89 223ZM147 222V221H146ZM256 222V223H255ZM5 223H7V224H9V225H5ZM117 223V222H116ZM255 223V224H254ZM125 224H127V223H125ZM225 224V223H224ZM253 224V225H252ZM93 225H95V226H93ZM109 225V226H108ZM117 225H118V223H117ZM116 225V226H117ZM113 226V227H112ZM218 226V225H217ZM227 226H229V225H226L225 226V229L227 228ZM238 226H239V224H238ZM58 227H60V228H58ZM132 227H135V226H133L132 225ZM234 227H235V225H234ZM240 228H242L241 226H239ZM55 228V229H54ZM91 228H92V230H91ZM157 228V227H156ZM212 228V227H211ZM217 229H219V230H221L220 232H222V229H220V228H218V227H216ZM238 228V227H237ZM78 229H83L85 232H81V231H77ZM93 229H95V230H93ZM128 229H132V228H128ZM157 229H159V228H157ZM166 229V228H165ZM175 229V228H174ZM178 229V228H177ZM224 229V230H225ZM234 229V228H233ZM245 229V228H244ZM249 229V228H248ZM160 230V229H159ZM170 230V229H169ZM203 230V229H202ZM215 231H216V229H214ZM223 230V231H224ZM230 230V229H229ZM231 230H232V226H231ZM56 231V232H55ZM61 231V234H63L64 236H60V235H58L57 233L58 232H60ZM156 231V230H155ZM166 231V230H165ZM199 231V230H198ZM211 231V230H210ZM226 231H227V229H226ZM226 231H225V234H226ZM242 231V230H241ZM240 231V232H241ZM249 231V230H248ZM52 232H55L54 234H51ZM168 232V231H167ZM167 232L166 233H164V234H167ZM188 232V231H187ZM196 231H194V233H195ZM200 232H202V231H200ZM204 232V231H203ZM203 232H202V234H203ZM213 232V231H212ZM231 232V231H230ZM117 233H120L119 235H117ZM143 233H145V234H143ZM160 233V232H159ZM169 233V232H168ZM179 233V232H178ZM181 233V232H180ZM182 233H184V232H182ZM215 233H217V232H215ZM229 233V232H228ZM242 233H244V235L247 233V232H242ZM250 233V234H251ZM154 234H156V233H154ZM175 234H177V233H175ZM174 234V235H175ZM185 234H186V231H185ZM190 234V233H189ZM192 234H193V232H192ZM196 234V233H195ZM201 234V233H200ZM206 234H208V233H206ZM231 234V233H230ZM239 234V233H238ZM44 235V236H43ZM117 235V236H116ZM179 235V234H178ZM177 235V236H178ZM181 235H183V234H181ZM191 235V234H190ZM190 235H188V233H187V235L186 236H190ZM205 235V234H204ZM209 236H211V237H213L212 235H210V234H208ZM239 235H241L240 237H242L243 235L242 234H239ZM247 235H249L248 233L246 234V236ZM42 236V237H41ZM47 236V237H46ZM153 236V235H152ZM168 236H171V234L170 235H168ZM173 236V235H172ZM176 236V235H175ZM196 236H197V234H196ZM195 236V237H196ZM206 236V235H205ZM224 236H229V235H224ZM252 236V235H251ZM33 237V238H32ZM40 237V238H39ZM155 237V236H154ZM218 237V236H217ZM219 237H222L223 238V236H219ZM218 237V238H219ZM231 237V236H230ZM225 238V240L226 239H228L229 241H231L232 239L231 238ZM249 237V236H248ZM51 238H57V239H51ZM140 238V237H139ZM138 238V239H139ZM142 238V237H141ZM174 238L175 237H173V240H174ZM180 239L181 238H183V236L182 237H179ZM190 238V237H189ZM204 238V237H203ZM208 238V237H207ZM206 238V239H207ZM214 238H216V237H214ZM245 238V237H244ZM166 239H167V237H166ZM178 239V238H177ZM180 239H178V241L180 240ZM205 239V238H204ZM249 240H250V238H248ZM171 240V239H170ZM170 240H168V241H170ZM214 240V239H213ZM213 240H212V242H213ZM218 240V239H217ZM216 239H215V241H217ZM219 240H221L220 238H219ZM218 240V241H219ZM224 240V239H223ZM224 240V241H225ZM254 240V239H253ZM175 241V240H174ZM207 241V240H206ZM205 241V242H206ZM211 241V240H210ZM210 241H209V243H210ZM240 241H242V240H240ZM244 242H245V240H243ZM127 242V243H126ZM166 242H167V240H166ZM180 242H181V240H180ZM194 242V241H193ZM211 242V243H212ZM220 242V241H219ZM221 242H223V241H221ZM232 242V241H231ZM246 242H247V244H246V246L248 245V241L246 240ZM169 243V242H168ZM177 243H179V242H177ZM182 243H183V241H182ZM182 243H180V245L182 244ZM201 243V242H200ZM202 243H204V242H202ZM207 243V242H206ZM205 243V244H206ZM215 243V242H214ZM224 243V242H223ZM225 243H227V242H225ZM225 243L223 244L224 246V248H225ZM243 243V242H242ZM52 244H54V246H56V247H53V246H51ZM173 244H175V243H173ZM198 244V243H197ZM217 244H221V243H218L217 242ZM233 244V243H232ZM175 245H179V244H175ZM195 245V244H194ZM199 245V244H198ZM203 245V244H202ZM212 245V244H211ZM214 245V244H213ZM227 245H228V243H227ZM229 245H231V244H229ZM156 246H157V244H156ZM155 246V247H156ZM193 246V245H192ZM191 245H190V247H192ZM215 246V245H214ZM220 246V245H219ZM221 246H222V244H221ZM232 247H233V245H231ZM42 247H46V248H42ZM132 247H134V246H132ZM172 247H173V245H172ZM175 247V246H174ZM189 247V246H188ZM189 247V248H190ZM195 247V246H194ZM206 247V246H205ZM204 247V248H205ZM213 247V246H212ZM229 247V246H228ZM228 247H226V248H228ZM12 248V249H11ZM196 248V247H195ZM221 248V247H220ZM223 248V249H224ZM231 248V247H230ZM158 249V248H157ZM161 249V248H160ZM159 249V250H160ZM203 249V248H202ZM215 249H216V247H215ZM137 250V249H136ZM152 250V249H151ZM150 250V251H151ZM154 250H156V248L154 249ZM177 250V249H176ZM196 250V249H195ZM218 250V249H217ZM217 250L215 251V252H217ZM225 250V249H224ZM227 250V249H226ZM147 251H149V250H147ZM84 252V251H83ZM127 252V253H128ZM203 252H205V251H203ZM202 252V253H203ZM224 252V251H223ZM222 252V253H223ZM230 252H231V250H230ZM230 252H228L229 254H230ZM41 253V255H43ZM151 253V252H150ZM157 253V252H156ZM156 253H151V256H152V254H156ZM213 254H214V252H212ZM226 253V252H225ZM234 253V252H233ZM232 253V254H233ZM137 254V253H136ZM149 254V253H148ZM158 254V253H157ZM156 254V255H157ZM178 254H179V252H178ZM204 255H205V253H203ZM217 254V253H216ZM129 255H130V253H129ZM134 255H135V253H134ZM134 255H132V256H134ZM141 255V254H140ZM143 255V254H142ZM145 255H147V253L145 254ZM161 255V254H160ZM169 255V254H168ZM168 255H164V256H162L161 258H160V262H161V264L163 263V264H175V262H177V261H175V258H172V257H170V256H168ZM192 255V254H191ZM208 255H210V254H208ZM226 255H228V254H226ZM178 256V255H177ZM188 256H189V254H188ZM193 256V255H192ZM196 256V255H195ZM229 256V255H228ZM228 256H227V258H228ZM231 256V255H230ZM35 257V256H34ZM42 257V256H41ZM123 257V256H122ZM138 257H141V256H138ZM138 257H137V260H138ZM154 257V256H153ZM181 257V256H180ZM224 257V256H223ZM128 258H130V256L128 257ZM128 258H126V259H128ZM156 258V257H155ZM178 258H179V256H178ZM177 258V259H178ZM194 258H196V257H194ZM220 258H222V256L220 257ZM225 258H226V256H225ZM42 259H43V257H42ZM158 259V258H157ZM189 259V258H188ZM234 259V258H233ZM2 260V259H1ZM47 259H45L44 260V262L46 261ZM55 260V259H54ZM54 260H53V262H54ZM70 260H73V258L72 259H70ZM136 260V258L135 259H132L129 263H135V261H137ZM140 260H142V259H140ZM139 260V261H140ZM148 260V259H147ZM147 260H146V262H147ZM149 260H151V259H149ZM155 260V259H154ZM159 260V259H158ZM182 260H184V258L182 259ZM200 260V259H199ZM202 260V259H201ZM239 260V259H238ZM39 261V260H38ZM43 261V260H42ZM74 261V260H73ZM76 261V260H75ZM80 261V260H79ZM145 261V260H144ZM143 261V262H144ZM203 261H204V258H203ZM202 261V262H203ZM228 261V260H227ZM43 262V263H44ZM52 262V261H51ZM50 262V263H51ZM141 262V261H140ZM181 262V261H180ZM179 262V263H180ZM185 262V261H184ZM201 262V261H200ZM206 262H208V261H206ZM210 262V263H209ZM208 262V264H211V262H213L212 260L211 261H209ZM214 262H216V261H214ZM219 262V261H218ZM223 262H224V260H223ZM222 262V263H223ZM231 262H233V260L231 261ZM236 262H237V260H236ZM4 263V262H3ZM9 263V262H8ZM9 263V264H10ZM38 263V262H37ZM36 263V264H37ZM39 263H40V261H39ZM48 264H49V262H47ZM57 263V262H56ZM76 263H78V262H76ZM81 264H82V262H80ZM152 263H154V262H152ZM182 263V262H181ZM197 263V262H196ZM221 263V262H220ZM219 263V264H220ZM227 263V262H226ZM234 263V262H233ZM42 264V263H41ZM53 264V263H52ZM59 264H64V262H61V263H59ZM85 264V263H84ZM206 264V263H205ZM224 264V263H223ZM229 264V263H228ZM237 264V263H236Z\"/></svg>","mask_w":264,"mask_h":264}]
</instances>
